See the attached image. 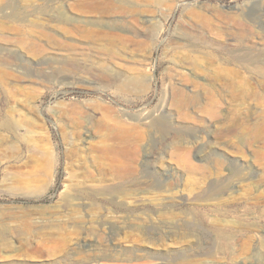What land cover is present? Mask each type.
<instances>
[{"label":"rangeland","instance_id":"obj_1","mask_svg":"<svg viewBox=\"0 0 264 264\" xmlns=\"http://www.w3.org/2000/svg\"><path fill=\"white\" fill-rule=\"evenodd\" d=\"M0 264H264V0H0Z\"/></svg>","mask_w":264,"mask_h":264},{"label":"bare ground","instance_id":"obj_2","mask_svg":"<svg viewBox=\"0 0 264 264\" xmlns=\"http://www.w3.org/2000/svg\"><path fill=\"white\" fill-rule=\"evenodd\" d=\"M217 260H220V261H222V259H217ZM217 260H213L214 262H217Z\"/></svg>","mask_w":264,"mask_h":264}]
</instances>
